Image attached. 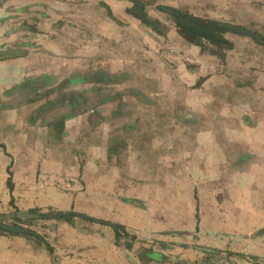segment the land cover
<instances>
[{"label":"crops","instance_id":"crops-1","mask_svg":"<svg viewBox=\"0 0 264 264\" xmlns=\"http://www.w3.org/2000/svg\"><path fill=\"white\" fill-rule=\"evenodd\" d=\"M102 1L114 18L127 21L131 3L124 0H0V264H52L47 243L58 264H124V254L125 264H143L139 258L152 259L145 254L152 245L161 254L153 264H200L242 235L232 212L249 211L241 197L253 195L252 186L264 179V92L258 91L264 81L251 83L258 74L252 60L238 50L222 60L179 36L183 49L172 48L167 60L154 62L151 82L146 60L126 53L122 35L133 28L65 27L77 24H65L66 16L78 19L75 4ZM50 3L59 7L50 11ZM51 18L61 27H53ZM137 30L146 35V28ZM99 71L111 77L110 103L100 113L115 114L117 100L127 106L124 119L137 109L141 120L157 116L155 130L167 134L153 142L137 139L147 130L140 120L123 129L126 142L94 136L81 142L76 135L89 113L62 120L61 107L51 106L57 101L52 92L43 93L49 85H40L59 86ZM129 99L137 107H128ZM29 211H76L99 222L46 215L39 222L45 235L2 233L4 223L18 227V212ZM115 226L137 237L135 247L127 246L125 235L116 236ZM129 252L138 253L134 263Z\"/></svg>","mask_w":264,"mask_h":264},{"label":"rangeland","instance_id":"rangeland-1","mask_svg":"<svg viewBox=\"0 0 264 264\" xmlns=\"http://www.w3.org/2000/svg\"><path fill=\"white\" fill-rule=\"evenodd\" d=\"M141 4L143 5L142 8L138 9V7H134L133 4L130 5V13L132 11H135L139 13V15L143 16L145 19H138L132 16L130 14L127 21H121L120 19L111 18L112 15L109 13V9L113 13V8L109 5L108 2H99L98 4L95 3H78L75 4L77 7V20H73L72 16H66L65 24L69 23H75L76 25H68L65 27H74L75 29L79 28H85L88 29L90 27V24L92 27H94L95 23L96 26L99 27H105L109 25L113 29L117 26L121 27H130L133 28L136 32L138 29L146 28V35L139 36L135 33V31L126 32L122 35L123 39L128 43L127 45V51L126 53L129 54L130 58H133L135 54L139 52V54L146 60L147 64V80H150L152 82L153 80V65L154 62L159 59H165L167 60L170 56V52L172 48L180 50L183 49L181 47V40L179 39V36L187 38L186 33L183 31L184 29L179 27L177 23L175 22L174 16H172L168 11L163 10V8H171L176 9L183 14L194 16L197 18L205 19V20H214L218 21L222 24L229 25L236 27L241 30L250 31L256 35L259 36V42H255L251 36H243L239 34H235L232 32H229L225 30V32L222 33V35L218 38L223 39L225 41H228L231 43L230 46H217L215 44H212L210 40H206L203 38H200L199 44H193L189 40H187L189 43L199 46L201 49V52L206 53L209 52L210 54L217 56L219 59L225 60L227 57V53L233 50H238V53H242V57L247 58L249 61L252 60V63H254L255 66H257L256 71H258V74L254 79L251 78V83L256 78V83L259 78L264 81V45H263V38H264V0H140ZM25 4H22L21 6H24ZM59 7L58 4H49V10H54V7ZM61 7V5H60ZM22 8V7H20ZM114 14V13H113ZM21 16V15H20ZM56 16V15H53ZM59 20V19H57ZM56 19L51 18L50 21L53 22V27H57L60 25L61 27V21L60 24L57 23ZM56 21V22H55ZM144 21V22H143ZM146 21V22H145ZM182 21V20H180ZM22 22V24H25V19H20L19 24ZM148 22H152L156 24V27L160 30H154L155 28L150 26ZM185 22V21H184ZM187 23V22H186ZM52 24V22H51ZM190 24V23H189ZM64 25V24H63ZM193 25V24H191ZM194 26V25H193ZM112 29V30H113ZM79 31H76L75 33L78 34ZM112 34L113 31H109ZM139 32V31H138ZM91 35L89 31H87V36ZM105 37V36H104ZM104 37L102 39H104ZM116 37V36H114ZM81 38L85 39V36H81ZM138 42V43H137ZM222 42V41H221ZM222 42V43H223ZM246 42L249 44H259L256 49H250L249 46L246 45ZM140 46H139V45ZM105 46V43L103 44ZM117 44L113 43V47L116 49ZM235 51V52H236ZM87 60H84L86 62ZM258 87L260 86L258 83L256 84ZM150 90H152V86H147ZM258 91L264 92V88L260 89ZM90 101L93 96L88 94L85 96ZM40 99V98H39ZM92 101V100H91ZM96 101V100H95ZM137 100L136 99H129L128 104L130 108L137 107L136 105ZM90 106H95L94 102L89 103ZM34 106L39 107L43 106V103H34ZM55 105H53L54 107ZM89 107V106H87ZM113 109L115 110L114 118L112 113L110 115H105L102 113L97 114H87L83 116V119L80 123V133L79 135H76L81 142H91L93 141L94 137H96L97 142H106L108 139L109 142H126L127 139H129V135L126 134V132L123 131V129L126 128L127 124H132L134 121L135 124L138 125V122L141 120V116L137 115V109H132V111L135 112L134 115H130V119H124L125 116H123L122 112L124 109L123 105L120 101L114 102ZM67 110L63 109V112L61 111V119L63 117H66ZM264 118L263 116H261ZM157 116L154 115H146L142 118V122L145 121L146 129L144 132H139V136L136 135L137 139H143L145 142H153L154 139H160L163 138V134L165 133L164 130H155L154 128V122ZM91 119V122L93 126L89 124V120ZM124 119V120H122ZM93 120H97V126L94 125ZM106 121H111L109 124V130L106 127ZM140 121V122H141ZM163 123H168V119L166 118ZM141 125V124H140ZM98 127V128H97ZM97 129V131H96ZM193 133V132H188ZM225 134V132H223ZM162 135V136H161ZM63 138V137H62ZM191 139L195 142L196 139L194 137H191ZM219 140V139H218ZM223 141V139H221ZM220 141V140H219ZM245 182V179L243 180ZM260 185L262 187H260ZM253 189H255V193L253 195L248 196H242L243 203H247V205H244L249 208V211L246 208H243L241 212H238L237 210L232 212L235 214V218L238 219L241 222L242 230L243 232H247V235H245L243 232L241 236H245L248 239H245L239 235L236 237V241L229 243L227 245L221 244L220 246H224L226 249L224 254L223 252L215 251L211 254H207V258L203 261H199L200 264H264V253L258 254V252H264V179L257 180V183H255V186H252ZM75 213H79L76 211H71ZM56 211H47V212H18V222L19 225H17L20 228H27L30 230H33L34 232H41V235H45L43 232V228L41 225H39L41 221L45 222L47 220H42L41 218H22L21 214H32L35 216L42 217L43 215H53L56 214ZM63 213V212H61ZM68 213V212H66ZM82 214V213H81ZM85 215V214H84ZM44 218V217H43ZM65 221H72V219H76L78 217H62ZM17 219V218H16ZM81 219V218H80ZM9 222V221H8ZM247 222H254L257 225L256 226H245ZM7 224L8 223H4ZM11 224H14L11 222ZM263 226V227H262ZM118 229V228H117ZM116 229V230H117ZM5 230V229H4ZM38 233V232H37ZM173 233V232H169ZM180 233V232H179ZM187 233V232H186ZM196 233H201L197 231ZM195 233V234H196ZM177 234V232H176ZM183 234V233H181ZM191 236L190 234H188ZM251 236V237H250ZM146 238L158 240L161 238V236L157 235L154 237V234H145ZM254 237V238H253ZM251 238V239H250ZM126 244L129 248L135 247V242L137 240V237L134 235H127L125 236ZM250 239V240H249ZM42 240V238H41ZM49 244V243H47ZM50 250L47 248V250L50 253L51 263L52 264H58L59 260L57 256L54 255L55 251L52 248V246L49 244ZM198 246V245H197ZM47 247V245H46ZM155 246H150V250H147L148 247H145L146 251L145 254L149 257L151 256L152 259L156 258L161 261V258H158L159 254L158 252L153 251L152 249ZM160 247L164 248V245H161ZM206 247V246H205ZM211 252L210 250L213 249H205ZM20 256V252L17 254ZM116 256H122V254H118ZM128 262L134 263V261H137L139 258L138 253L136 252H129L128 254ZM245 256V257H243ZM124 257V264L125 261H127V256L125 254ZM126 257V258H125ZM7 258V256L5 257ZM3 258V260L5 259ZM120 258V257H118ZM117 258V259H118ZM150 258H139L143 264H151L153 261ZM22 264H25L23 262H20ZM198 263V262H196ZM153 264V263H152Z\"/></svg>","mask_w":264,"mask_h":264},{"label":"flooded vegetation","instance_id":"flooded-vegetation-1","mask_svg":"<svg viewBox=\"0 0 264 264\" xmlns=\"http://www.w3.org/2000/svg\"><path fill=\"white\" fill-rule=\"evenodd\" d=\"M124 1H128L132 3L133 6L138 7V9L143 7L140 0H124ZM109 13L110 15H112L111 18H114L113 13L110 9H109ZM128 13H129V16L130 14H132L133 17L138 18L140 20L145 19L143 16L139 15V13L135 11H132L130 13V10H128ZM176 21L177 20H175V22ZM148 23L149 24L151 23L150 26L154 27L155 28L154 30H160V28L158 29L156 27V24L152 22H148ZM33 31H36L37 33L36 28L33 29ZM251 38H253L255 42H258L256 38L254 37H251ZM110 78L106 76L104 71H99L91 76L87 75V76L68 77L64 82H61L59 86H51V84H48V83L44 85H40V86H44L45 88H48L47 85H49L48 89H45V90L43 89V93L45 92L49 94L48 91L50 90L52 92L50 93V95H52L57 100L55 101V106L59 108L61 107L62 112H63V109L68 110V112L66 113L68 114L70 113V115L72 116L78 115L80 113L81 114H84V113L97 114L101 112V108L103 106H105L107 103H110V98H109L110 96H109V90H108L109 85H110V80H111ZM40 86L34 89L39 90L41 88ZM88 94L93 96V98L91 99L92 101L91 100L89 101L88 98L85 97ZM90 102H94L95 106H90L89 105ZM52 105H54V103L53 104L51 103V106ZM63 118L62 120L67 119V118H64V119Z\"/></svg>","mask_w":264,"mask_h":264},{"label":"trees","instance_id":"trees-1","mask_svg":"<svg viewBox=\"0 0 264 264\" xmlns=\"http://www.w3.org/2000/svg\"><path fill=\"white\" fill-rule=\"evenodd\" d=\"M163 10L170 12L171 15L174 16L175 20H182L185 21L187 23L193 24L194 26H196L197 28L201 29V30H205L207 32H211L213 34H216L217 36H221L223 32H225V30L223 29V24L218 22V21H214V20H205V19H201V18H197L194 16H190V15H186L183 14L182 12L176 10V9H171V8H163ZM186 35H187V40H189L191 43H195V44H199L201 43L200 38L198 37V35L184 29L183 30ZM258 36V35H257ZM259 36L256 38V40L261 43L259 40ZM264 39V38H263ZM264 41V40H263ZM212 44H215L217 46H230L231 43L228 41L225 42H211ZM264 45V42H263ZM68 112V110H67ZM72 115H70V113H66V117L64 118H68L71 117ZM63 118V119H64ZM65 120V119H64ZM42 217L45 218V216L43 215ZM118 228V229H117ZM115 231H116V236L120 237L122 234L123 235H127V233L124 232V228L121 226L118 227H114ZM117 229V230H116ZM3 230V229H2ZM5 231V230H4ZM36 237L41 239L42 237L36 233ZM47 248L50 250V246L49 244H47Z\"/></svg>","mask_w":264,"mask_h":264},{"label":"water","instance_id":"water-1","mask_svg":"<svg viewBox=\"0 0 264 264\" xmlns=\"http://www.w3.org/2000/svg\"><path fill=\"white\" fill-rule=\"evenodd\" d=\"M177 25L183 29H186L196 35H198L200 38H203V39H206V40H210V41H213V42H223L224 40L223 39H220L218 38L215 34L211 33V32H207L205 30H201L199 28H197L196 26H193L189 23H186L184 21H176ZM223 28L229 32H232V33H235V34H239V35H243V36H251V37H254V38H257L258 36L250 31H246V30H241V29H238L236 27H233V26H229V25H225L223 24ZM78 217V218H81V219H85V220H89V221H92V222H99L97 219L95 218H92L88 215H84V214H79V213H75V212H68V213H56V214H53V215H49L48 217L49 218H62V217ZM21 217L23 218H41L40 216H35V215H32V214H26V215H22L21 214ZM105 224H107L105 222ZM109 225V224H108ZM2 228L7 230V231H11L13 233H18V234H34V232H32L31 230L27 229V228H20V227H13V226H6V225H2Z\"/></svg>","mask_w":264,"mask_h":264},{"label":"bare ground","instance_id":"bare-ground-1","mask_svg":"<svg viewBox=\"0 0 264 264\" xmlns=\"http://www.w3.org/2000/svg\"><path fill=\"white\" fill-rule=\"evenodd\" d=\"M22 215H26V214H22ZM5 225V224H4ZM3 232L2 233H7V234H12L13 232H11V231H7V230H2Z\"/></svg>","mask_w":264,"mask_h":264}]
</instances>
